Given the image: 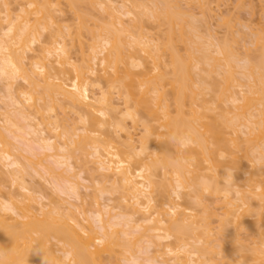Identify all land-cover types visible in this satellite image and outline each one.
<instances>
[{"label":"bare ground","instance_id":"obj_1","mask_svg":"<svg viewBox=\"0 0 264 264\" xmlns=\"http://www.w3.org/2000/svg\"><path fill=\"white\" fill-rule=\"evenodd\" d=\"M61 1L64 0H0V94L10 95L11 98L10 104L0 101L3 105V107L0 105V123L4 125L0 126V130L3 129L0 131V264H42L43 256L50 264H106L105 255L108 254L110 257V254L120 250L119 247H124L122 256L127 257L125 254L132 255L138 244H140L138 247L144 246L147 249L149 244L152 246L150 250L152 257L148 255L145 261L152 258L157 264H213L212 259L210 262V258H206L213 250L222 256L223 260L220 259L222 262H218L221 264H249L253 261L262 263L264 34L252 32L255 36L251 34L253 38L242 34L248 37L246 38L248 41L244 39L248 45L256 46L257 50L252 51L256 54L250 51L253 56L247 55L246 59L244 58L247 67L246 73L244 72V75L241 73V76L244 77L245 83L229 87L235 90L238 86L241 91H230L229 88L218 86V82H214L216 85L211 82L208 83L210 86L207 84V80L213 79L216 75L219 79L220 73L231 78L227 82L234 83L237 74L233 73L232 59L240 57L232 48L228 49V46H233V40L224 37L227 40L222 39L221 42L219 40L221 38L218 39L215 33H213L215 36L211 33L212 30H209L210 34L209 32L202 34V37L200 34L202 30L198 25L200 22H196L195 26L194 22L199 20L192 10H203L206 0L193 2L184 0L185 6L175 4L176 0H146L147 3L153 4V9L148 4L139 5L140 3L133 0H122L121 3L118 0L119 3L114 0H65L66 7L74 8L72 11L75 14L83 11L80 9L82 6L88 8L89 5H94L92 8L99 10L100 15H107L105 17L108 18V22L107 18L102 19L103 22L106 21L105 25L102 26L101 21L99 25L96 24L99 30L94 29L98 30L95 31L98 33L92 43L90 39L85 38L87 37L85 28H88V25L80 16L79 20L86 26L81 24L78 27L83 25L84 30L77 28L76 25L72 28L70 24H59L56 14L61 12V9H58ZM157 3L159 5L161 3L163 7L155 6ZM16 5L20 7L19 13L17 10L14 13L15 10L12 9ZM137 10L141 13L150 11L152 19L162 20L163 23L159 22V26L168 29L164 42H161V39L159 42L149 33L148 36L145 29H139L138 26L143 24V20L139 19L142 15L138 17L135 12ZM185 18L189 20L186 21ZM139 21L141 24L137 23ZM185 22L187 27L192 24L189 25L192 29L188 33H196L197 40L203 42L209 37L208 40L211 39L213 43L207 42L213 47L217 43L219 48L215 50L208 47L209 44L200 42L196 53L199 51L200 58L204 61L195 63L196 67L193 63L197 60L193 56L196 53H192V57L188 55L190 50L191 52L195 50L188 49L190 45H187L188 56H183L184 59L175 46L176 39H172L174 35L171 33L175 32L172 30L175 28L172 24L175 23V26L179 27V31L176 32L183 38ZM223 25H228L232 33L227 21ZM206 35L208 36L205 37ZM224 40L226 42H223ZM182 42L185 43L184 40ZM85 45L91 52L89 58L81 55L82 58L76 61L72 50L79 46L80 53L87 57L86 52L89 50L86 51ZM204 48L215 52L212 50L206 52ZM203 50L208 54L202 53ZM210 54L215 56L211 57ZM221 56H224V59ZM221 58L223 60H220ZM98 66L102 69L100 72L97 71ZM134 68H138L140 72L137 69L133 70ZM202 74H205V77L202 78L200 76ZM232 74L235 75L234 79ZM193 75L199 76L201 80L192 78ZM189 80L194 81V84ZM239 80L243 81L242 78ZM20 81L26 83L25 87L22 86L24 89L22 90L20 86V90H15ZM241 81L236 80L238 83ZM191 84L194 86L191 87ZM91 88L97 89L96 93L93 94ZM211 88H218L219 92L210 90ZM13 89L15 94L12 92ZM115 90L121 94L119 95L121 99L123 97L126 112L121 111V115L124 120L129 118L136 124L139 122L138 119L150 115L152 117L149 118L155 117L153 120L159 125L154 128L152 126L154 124H150L155 121L150 122L149 118H145L149 122L145 123L146 134L140 137L139 147L136 146L137 141L135 142L132 132L126 133L127 139L123 141L124 150L119 147L121 143L109 140L110 128L118 135L126 129L123 122L118 121L120 112L112 96ZM205 90L214 95L212 98L216 97L217 100L211 98V101H214V107H218L219 111L216 110V113L220 112L219 115L213 113L214 107L209 106ZM149 94H153L154 97L150 99ZM198 100H202V103ZM169 101L174 102V105ZM216 102L219 105H216ZM254 103L262 107L258 113ZM57 105L74 113L78 117V123L83 125L82 128H73L71 125L66 128L67 125L63 123L65 120H59L58 114H54ZM175 105L176 113L170 109ZM222 105L225 108H222ZM139 108L145 109L140 111L144 112L143 118ZM254 111L256 114L252 115ZM174 113L175 115L178 113L179 119L175 115L172 116ZM23 121L29 124L24 127ZM152 127L159 131H152ZM244 128L248 132L243 133V130L241 133L251 138L247 142L251 148L248 144L240 143L243 137L239 136V130ZM153 132L157 133V136ZM29 136L33 137L32 141L27 139ZM180 137L190 139V143L186 147L181 146ZM10 138L22 145L26 143L30 146L32 156H25L18 146H11V143L7 142ZM33 142L37 143L41 150H49L51 153H34V147L31 146ZM88 148L92 152L88 153L86 151ZM256 151L260 153L257 154ZM255 155L257 158H253ZM223 157L226 158L228 170L219 161L223 160ZM51 160L67 169L60 172L50 162ZM246 163L250 170L245 169ZM40 168L44 172L42 175ZM28 169L36 174L38 170L40 173L38 175L43 176L46 183H50L52 179L62 182L65 185L63 189L66 190L62 192L71 193L80 203L69 204L72 208L58 204L53 199H49V204L43 203L47 199L43 192L40 191L42 195L37 198L39 194L37 187L27 182V174L30 176ZM89 172L97 174V177ZM87 173L92 174L89 175L91 186H83L79 181H86L81 179V175ZM219 178L223 180L220 181ZM168 183L170 187L167 186ZM96 186L100 188L108 186L106 188L116 190L115 193L119 191L122 197L116 205L101 207L102 209L95 207L97 209L94 213L99 224L97 228L87 218V199L90 196L81 193L82 188L90 190ZM220 186L224 187V190ZM15 188L18 193H14ZM167 189H170L171 194ZM201 192L218 198L216 197L215 201L212 196L214 201L208 204L209 201L202 199ZM219 198L222 203L218 202ZM183 200L186 202L190 200L188 204L193 203L192 200L196 201L202 216L195 214L192 208L188 209L190 207L181 206L183 203L179 201ZM214 202L217 203L213 204ZM195 204L192 206L196 207ZM219 205L223 211L218 214L216 212ZM212 208H216V212ZM210 218H217L220 232L215 228L217 226L215 229L211 227L216 220L211 224ZM115 219L117 222H114ZM213 229L215 233H211ZM240 229L251 230L257 241L255 242V238L254 241L248 239L244 244L246 240H240L237 235ZM212 234L222 235V238L226 235L229 237L222 239L218 236L219 239L214 235L212 239ZM186 235H192L189 236L191 239ZM183 236L188 237L190 242ZM173 238L178 242L172 244L170 240ZM191 240L192 242L194 240L195 244L191 243ZM223 240L228 241L222 242ZM165 241L166 245L161 246ZM249 242L252 243L251 247ZM228 244L232 245H229L231 250H227ZM144 248L139 249L142 251ZM153 248L162 251L155 249L157 252L153 253ZM130 256L127 257V262H130L128 264L146 263H142L144 259Z\"/></svg>","mask_w":264,"mask_h":264},{"label":"rangeland","instance_id":"obj_2","mask_svg":"<svg viewBox=\"0 0 264 264\" xmlns=\"http://www.w3.org/2000/svg\"><path fill=\"white\" fill-rule=\"evenodd\" d=\"M106 1V0H105ZM114 1H117V0H114ZM120 3L121 2H123L122 0H118ZM117 1V2H118ZM125 1H127V0H125ZM132 1V0H131ZM133 1H136V2H138V4L139 5H144L143 3H145V4H148V6L151 8V9H153V4H151L150 2L149 3H147V1H149V0H133ZM151 1V0H150ZM181 0H176V2L177 3H175V4H177V5H179L180 4V6H185V3H186V1H184V0H182V2H180ZM184 1V2H183ZM187 1H190V2H193L194 0H187ZM118 2V3H119ZM180 2V3H179ZM181 3H183V4H181ZM130 4V3H129ZM129 4H128V6H129ZM192 4V3H191ZM66 5H67V3H66V1L64 0V1H61V6H59L60 8H58L61 12H57V21H59V24L60 25H63V24H70V26L72 27H74L75 28V25L77 26V28H79L78 26H80L81 24H84V23H81V21L79 20V16L82 18V19H84V21L86 22V24L88 25V28H85V32H86V35H87V37H85V38H88V39H90V41H91V43L94 41L93 40V38H94V36L96 35V33H98V32H95V31H98L99 29H98V26L97 25H99L100 24V21H101V25L103 26V25H105L104 23L107 21L108 22V18L107 17H105V16H107V15H105V16H102V15H100L101 13H99V10H95V9H93L94 8V5L92 6V5H89L90 7H86V6H82V7H80V9H83V11H79V12H81V13H77V14H75L74 13V11H72V9L74 10V8H72V9H70V7H66ZM159 4L157 3V5H155V6H158ZM100 6V5H99ZM159 6H161V7H163L162 6V4L160 3V5ZM93 7V8H92ZM96 7H98V5H96ZM101 7V6H100ZM130 7V6H129ZM132 7V6H131ZM17 8V9H16ZM20 9V7H17V5L16 6H14L12 9H14L13 11H14V13L16 12V10H17V12L19 13V9ZM160 7H158V9H159ZM98 9H100V8H98ZM156 10V9H155ZM76 11V10H75ZM141 11V10H140ZM136 12V14L138 15V17H141L140 15H142V17L141 18H139V19H142L143 21V24L142 25H140V26H138L139 27V29H145V31L147 32L146 34H151V35H153V37H155L156 39H158V41L160 42V39H161V42H164V39L167 37V32H168V29L165 27V26H162V25H160L159 26V22H161V23H163L162 22V20L161 21H156V20H154V19H152L151 18V12L150 11H146V13L145 12H142V13H144V15L141 13V12H139L138 10L137 11H135ZM192 12L195 14H197V18H198V20L199 21H195L194 23H198V22H200L198 25H199V27L201 28V36H202V34H204L205 32H209V30H212L213 32H211L212 34L213 33H215V35L216 36H218V39L219 38H221V39H219L221 42H222V39H225L226 37H227V39L228 40H233V46H228V49L229 50H231V48L234 50L233 52L234 53H236L237 52V56L238 57H240V58H237V59H232V67H233V73L236 75L237 74V78H236V80H238V81H241V80H239V79H241L242 78V80L244 79V77L243 76H241L242 74L241 73H243V75H244V72L246 73V68L245 67H247V65L244 63L245 62V57H247V55H251V56H253L254 54H256V53H254V52H252V51H254L253 49H256V46H254V47H250V45H248V39H246V38H248V37H246V36H243L242 34H244V35H248L249 36V38H253V36H254V34L253 33H262V34H264V0H206V6L204 7V9L203 10H199V9H194V11L192 10ZM17 13V14H18ZM78 15V16H77ZM90 15V16H89ZM83 16V17H82ZM78 17V18H77ZM104 17V18H103ZM147 19H146V18ZM77 18V19H76ZM105 18H107V20L106 21H104L103 22V20L102 19H105ZM100 19V20H99ZM191 19V21H194V19H192V18H190ZM223 19V20H222ZM127 20V19H126ZM137 20V19H136ZM185 20H186V18H185ZM187 20H189L188 18H187ZM186 20V21H187ZM225 21H227V23H229V26L231 27V31H232V33H230V29H228L229 27H227V26H225V25H223L222 26V24H224V22ZM103 22V23H102ZM141 21H139V22H137V23H140ZM174 22V21H173ZM176 22H178L177 20H176ZM189 22V21H188ZM79 23V24H78ZM98 23V24H97ZM165 23V22H164ZM187 22H185L184 24H183V26H185L184 28H183V30L182 29H180V30H182V36H184L183 38L180 36V33L178 32H176V31H179V27L178 26H175L176 24L175 23H173L172 25H174V29H172V30H174L173 32L174 33H171L170 31V29H171V26L169 25V27H170V31H169V33L168 34H173L172 36V39L174 40V39H176V40H174L175 41V46H176V48H178V51H180L179 53L182 55V57L183 56H188V55H190V57H192V53L193 54H195L196 53V49L197 48H199L198 46L200 45V42L201 43H206V44H209L210 42L211 43H213V41H211V39H210V41L208 40L209 39V37H207L208 35H206L205 37H207L208 39H206V38H202V39H206V41L205 40H203V42H202V40H197V37L195 36V34L196 33H188V32H191L190 30L192 29V28H190L191 26H189V25H192V24H189L188 25V27L190 28H188L187 27V24H186ZM190 23H192V22H190ZM193 23V24H194ZM197 23L195 24V26H197ZM86 24H84L85 26H86ZM97 24V25H96ZM141 24V23H140ZM179 24V23H178ZM180 26H182V25H180ZM225 26V27H224ZM72 27V28H73ZM82 27H83V25H82ZM82 27H80L81 29H82ZM144 27V28H143ZM199 27H197V28H199ZM79 28V29H80ZM178 28V29H177ZM225 28H227V30H228V32H227V30L225 29ZM94 29H98V30H94ZM100 29H101V27H100ZM105 28H103V30H104ZM208 29V30H207ZM73 30V29H72ZM82 30H84V29H82ZM205 30H207V31H205ZM101 31V30H100ZM105 31V30H104ZM102 32L103 33V35L105 36L106 34H104L105 32ZM133 31H136V30H133ZM132 31V32H133ZM138 31V30H137ZM136 31V32H137ZM144 31V32H145ZM193 31V30H192ZM83 32V31H82ZM186 32H187V34H186ZM253 32V33H252ZM84 33V32H83ZM46 34H48V33H46ZM149 34H148V36H149ZM190 34V35H189ZM199 33H197V35H200ZM209 34H210V32H209ZM251 34H253V36L251 35ZM85 35V34H84ZM186 35H188L186 38H185V36ZM214 35V34H213ZM214 35V36H215ZM127 36V35H126ZM166 36V37H165ZM178 37H180V38H178ZM199 37V36H198ZM203 37V36H202ZM225 37V38H224ZM255 37V36H254ZM171 38V37H170ZM182 38V41L184 40L185 41V43H183L180 39ZM163 39V40H162ZM169 39V38H168ZM167 39V40H168ZM227 39H225V40H227ZM247 40V41H245V40ZM196 40V41H195ZM223 41V42H226V41ZM251 40V39H250ZM85 41H87L86 39H85ZM169 41V40H168ZM168 41H165V42H168ZM170 41H171V39H170ZM169 41V42H170ZM181 41V42H180ZM195 42V43H193V42ZM205 41V42H204ZM207 41H209V43L207 42ZM216 41V40H215ZM231 41H229V43L231 42ZM88 42V41H87ZM89 43V42H88ZM90 43V44H91ZM170 43H174V42H170ZM84 44H86L85 42H84ZM226 44V43H225ZM250 44V43H249ZM189 47H188V46ZM215 46L213 47V45H210L209 44V46L208 47H210V48H213V49H215V48H218V46H217V43H215L214 44ZM227 45V44H226ZM229 45H231V44H229ZM86 46V45H85ZM174 46V47H175ZM186 47H188V49H194L195 51H192L191 52V50L189 51V53H188V55H187V51H186ZM204 47L206 48V45H204ZM37 48H38V46H37ZM88 48V46H86V51L87 50H89V49H87ZM200 48H203V47H200ZM204 48V49H205ZM127 49V48H126ZM219 49V48H218ZM198 50H200V49H198ZM206 50V49H205ZM205 50H203V52L202 53H205L204 51ZM212 49H210V51L208 50H206V52H215V50H212ZM257 50V49H256ZM73 51V52H72ZM71 52H72V54L75 56V59H76V61H79L78 59L81 57V55L83 56V57H85V58H89V56H90V54H91V52H90V50H89V52L87 53L86 52V54H87V57L86 56H84L82 53H80V48H79V46H76L75 47V49H73ZM250 51L252 52V53H254L253 55L250 53ZM84 52H85V50H84ZM195 52V53H194ZM257 52V51H256ZM206 54H208V53H205V55ZM211 55V57H214V56H212V54H210ZM193 56H195L194 57V59H197V60H195V62H193L194 64L195 63H199L200 61H204V60H202L200 57H201V54H199V51H197V53L195 54V55H193ZM218 56H220V55H218ZM101 57V56H100ZM190 57H188L189 59H190ZM202 57H203V55H202ZM210 57V56H209ZM217 57V56H216ZM221 57H223V59H224V56H221ZM256 57V56H255ZM82 58V57H81ZM184 58V57H183ZM199 58V59H198ZM245 58V59H244ZM253 58V57H252ZM185 59V58H184ZM189 59H187V61H190V60H193L192 58L189 60ZM209 59V58H208ZM215 59V58H214ZM217 59H219V58H217ZM222 58L220 59V60H223ZM244 61H243V60ZM55 60V59H54ZM53 60V61H54ZM82 60V59H81ZM80 60V61H81ZM240 60H242V61H240ZM238 61H240L239 63H237ZM164 62V61H163ZM165 62H168V61H165ZM184 62L185 63H187L185 60H184ZM209 62V61H208ZM215 62H217V61H215ZM221 62V61H220ZM220 62H217V63H220ZM191 63V62H190ZM214 63V62H213ZM221 63H224V61H222ZM237 63V64H236ZM200 64H204V63H200ZM208 64H210V63H208ZM192 64H190V66H191ZM213 65V64H212ZM222 65V64H221ZM223 65H225V64H223ZM197 65L195 64L194 65V67H196ZM203 66V65H202ZM208 66V65H207ZM214 66V65H213ZM206 67V66H205ZM216 67H218V66H216ZM220 67V66H219ZM222 67V69H224L223 68V66H221ZM245 68V69H244ZM137 69V71L139 70L138 68H134L133 70H136ZM163 69H164V67H163ZM166 69V68H165ZM164 69V70H165ZM206 70H208L207 68H205ZM209 69H211L210 67H209ZM100 70H102V69H100V67L98 66L97 67V71L98 72H100ZM169 69H167V71H168ZM195 70V69H194ZM211 70H213V69H211ZM210 70V71H211ZM217 70V69H216ZM219 70V69H218ZM196 71H198V70H196ZM221 71H223V70H221ZM234 71H237V72H234ZM135 73H138V72H140V71H138V72H136V71H134ZM194 74H195V71L193 72ZM216 73H218V72H216ZM216 73H214V74H216ZM99 74V73H98ZM197 74V73H196ZM201 74V73H200ZM240 74V75H239ZM220 75V77H219V79L218 78H216L217 77V75L213 78V79H210V80H207V84L208 83H212V84H214V82L215 83H217L218 84V86H223V87H225V88H229L230 86H236V85H238L239 86V84H241V83H245V81L243 80V81H241L240 83H238V82H236V80H234V83H232V81H231V83H229V82H227V80L228 81H230L231 80V78L228 76H224V75H222L221 73L219 74ZM226 75V74H225ZM235 75H233L232 74V79H234L235 77ZM194 76V75H193ZM197 76V75H196ZM196 76H194V77H192V78H195ZM202 78L203 77H205V74H202V75H200ZM222 76V77H221ZM95 78V77H94ZM197 79H199V81L201 80V78H199V76L198 77H196ZM227 78H230V79H227ZM96 79V78H95ZM197 79H195L196 80V82L198 81ZM215 79H218L217 81H215ZM92 80V79H91ZM212 80V81H211ZM221 80V81H220ZM189 81H192V80H189ZM198 81V82H199ZM227 83V84H226ZM236 83H238V84H236ZM22 84V85H21ZM26 83H24V82H21L20 81V83H18L17 85L18 86H16V88H15V90L17 89V90H20L21 88H22V86L23 87H25L24 85H25ZM192 84H194V81H192ZM191 84V87L192 86H194V85H192ZM197 84V83H196ZM211 84H208V86H210ZM214 85H216V84H214ZM21 86V88H19ZM197 86H199L198 84H197ZM196 86V87H197ZM226 86H228V87H226ZM238 86L235 88V90H234V88L232 87V88H229V90L231 91H237V92H240L241 90L238 88ZM24 88H22V90H23ZM207 89H209V87H207ZM214 89V88H213ZM212 88L210 89V90H213ZM195 90H197V89H195ZM214 90H216V91H218L219 92V90H218V88L217 89H214ZM90 91L94 94V93H96V91H97V89H93V88H91L90 89ZM117 90H115L114 91V93L115 94H112V96H114V98H115V100L113 101L114 102V104L116 105V106H118V111L120 112V114H119V116H118V118H119V122H123V124H124V126H126V129H125V131H121L120 133H119V135L116 133V132H114V129H111L110 128V134H108V136L110 135V139L109 140H111V139H113V140H115V142L116 141H118V143H121L120 145H119V147L121 146V148L120 149H123V148H125L124 146H123V143L126 141V139H127V132H132V134H133V136H134V138H135V142H136V146L137 147H139V145H140V143L141 142H139L140 140H141V138L143 137V135H145L146 133H144L145 131H144V128H146V126L145 125H147V124H145L146 122H152V120H153V118L155 119V117H153V118H149V117H152V116H148V117H145V118H149V121H147L148 119H145V118H143L144 117V112L143 113H141L140 111H142L144 108H142V109H140L139 108V112L141 113V115H143L141 118H143V119H138L139 120V122H137L136 124H134L129 118H127V119H123V115H121V111H124V112H126L125 110H124V102H123V97H122V99H121V94L119 93V92H116ZM206 91V100H208V104H209V106L211 107V108H213L214 107V104L215 103H213L214 101H211L212 99L213 100H217V99H215V98H212V96H214L213 94L211 95V92L210 91H208L207 92V90H205ZM247 91V90H246ZM5 92H7V91H5ZM12 92H14V89L12 90ZM197 92V91H196ZM222 92V91H221ZM118 93V94H117ZM13 94H15V92L13 93ZM244 94V93H243ZM6 94H0V101H2V103L4 102V103H6V102H8L9 104H10V100H11V98L8 96V95H6ZM120 95V96H119ZM5 96V97H4ZM245 96V95H244ZM9 97V98H8ZM150 99H152L154 96H153V94H149V96H148ZM241 97V96H240ZM239 97V98H240ZM7 98V99H6ZM113 98V97H112ZM212 98V99H211ZM255 98H256V96H255ZM9 99V100H8ZM223 99H226V98H223ZM222 99V101H224ZM242 99V98H241ZM219 100V99H218ZM202 101V100H201ZM200 100H198V102L199 103H202ZM242 101H245L244 99H242ZM212 102V103H211ZM219 102V101H218ZM218 102H216V105H219L218 104ZM2 103H0V105L2 104ZM7 103V104H8ZM117 103V104H116ZM169 103H173V105H174V102H171V101H169ZM221 103H223V102H221ZM244 103V102H243ZM252 103V102H251ZM170 104V105H171ZM255 104V103H254ZM252 105L253 107H255V105ZM124 105V106H123ZM225 105V104H224ZM2 107H3V105H1ZM56 106V105H55ZM223 106V105H222ZM221 106V107H222ZM226 106V105H225ZM225 106H223L222 108H225ZM227 106H230V105H227ZM239 106H241V105H239ZM251 106V107H252ZM176 107V105L175 106H171V110H173L172 112H174L175 111V108ZM215 109L213 110L212 109V111H213V113H215V114H220V112L219 113H216V110H218V107L217 106H215L214 107ZM256 110H257V112L256 111H254V113L252 114V112H250V114H252V115H255L256 113H258V111L259 110H261L262 109V107H259V106H257L256 105ZM261 108V109H260ZM68 109V108H67ZM227 109V108H226ZM71 110V109H70ZM170 110V111H171ZM177 110V109H176ZM253 110V109H252ZM255 110V109H254ZM143 111H145V109L143 110ZM184 111H186L187 112V110L185 109ZM215 111V112H214ZM219 111V110H218ZM239 111H241V110H239ZM250 111V110H249ZM248 111V112H249ZM55 112L56 113H54V114H58V118H59V120H61L62 121V119L63 120H65V121H63V123L65 124V125H67L66 126V128L69 126V125H71L73 128H76V127H80V128H82V126L83 125H80V123H78L79 122V120H77L78 119V117L76 116V115H74V113H72L71 111H69V109L66 111L65 110V108H60V105H59V107H58V105H57V107H56V109H55ZM65 112V113H64ZM147 112V111H146ZM241 112H244V111H241ZM241 112H239V113H241ZM247 112V113H248ZM256 112V113H255ZM175 113H176V111H175ZM175 113L174 114H172V116L173 115H175ZM178 114V113H177ZM175 115V117H179L178 115ZM186 114V113H185ZM140 114H139V116H138V118H140V116H141ZM146 115V114H145ZM187 115V114H186ZM213 115V114H212ZM245 115H247V114H245ZM183 116V115H182ZM184 117V116H183ZM182 117V118H183ZM216 117V116H215ZM248 118H250V116L248 117ZM145 119V120H144ZM179 119V118H178ZM153 121H155V120H153ZM158 122H162V121H158ZM22 124H23V126L25 127V126H27L29 123L28 122H22ZM152 124H154V125H152ZM157 124V121H155L154 123H151L150 125H152L154 128H156L157 126H159V125H156ZM80 125V126H79ZM156 125V126H155ZM0 126H2V127H4V125L3 124H1L0 123ZM152 127V131L154 130V132L157 130V129H154ZM159 128V127H158ZM77 129H79V128H77ZM1 130L3 131V129L1 128ZM0 130V131H1ZM28 130V129H27ZM109 130V129H108ZM244 130V132L243 133H247L248 132V130L247 129H241V130H239V136H242L243 138L240 140V143H242V144H248V146L251 148V145H249V143H247L248 141H249V139L251 140V138H249V137H246V136H243L242 135V131ZM157 131H159V130H157ZM4 132H5V130H4ZM153 132V134L155 135V136H157L155 133ZM160 132H163V131H161L160 130ZM3 133V132H2ZM5 134V133H4ZM108 136H107V138H108ZM155 136H153V138L155 137ZM120 137V138H119ZM141 137V138H140ZM27 139H29L30 141H32V139H33V137H27ZM253 139V138H252ZM112 140V142H114ZM125 140V141H124ZM124 141V142H123ZM7 142H10L11 143V146H18V148L20 149V151L22 152V154H24L25 156H28V157H31L32 155L31 154H33V152H31L30 151V146H28V145H26V143H24L23 145L22 144H20V143H18V142H16V141H14V140H12L11 138L9 139V140H7ZM9 143V144H10ZM251 144H252V142H251ZM13 146V147H14ZM31 146L32 147H34V153H46V154H50L51 152L49 151V150H47V151H43V150H41V148H40V146L39 145H37V143H35V142H33V144H31ZM141 146V145H140ZM0 148H1V146H0ZM90 148V147H89ZM87 149L86 151L89 153V152H92L91 151V149ZM212 148V147H211ZM88 150H90V151H88ZM124 150V149H123ZM255 150H257V149H255ZM254 150V151H255ZM20 152V153H21ZM257 152V154L258 153H260L259 151H256ZM253 154H256V153H253ZM256 154V155H257ZM254 156L253 158H257V156ZM219 159H221V157L219 158ZM224 161H225V159L226 158H222ZM252 159V158H251ZM89 160H91V158L89 159ZM223 160H219L220 161V163L224 166V167H226V169L228 168V165H227V161H223ZM256 160V159H255ZM52 164H54V166H55V168L56 169H58L60 172H62V171H64V170H66L67 168L65 167V166H58V165H56L55 163H54V161L53 160H51L50 161ZM80 163H81V161H79ZM229 163V162H228ZM226 164V165H225ZM248 163H246L244 166L246 167L245 169H248V170H250L249 169V167H248V165H247ZM89 165V164H88ZM87 165V166H88ZM90 167H93L92 165H90ZM248 167V168H247ZM39 169V168H38ZM85 169H87V167L85 168ZM91 170H92V168H90ZM89 169V170H90ZM193 169V168H192ZM225 169V170H226ZM29 170V169H28ZM88 170V169H87ZM228 170V169H227ZM40 173H41V175L42 174H44V172H42L43 170L40 168ZM191 171H193V170H191ZM247 171V170H246ZM87 172V171H86ZM40 173H38V170H37V174L34 172V171H32V170H29V175L30 176H28V174H27V177H28V179H27V182L29 181L30 182V184H33L34 186H35V188L37 187V193H39L38 195H37V198H38V196L39 195H42L41 193H40V191H42L43 192V195L47 198L46 200H44V202L43 201H41V200H39V201H41V202H43V203H47V204H49L50 203V200L49 199H53V200H55L56 202H58V204H63V205H65L66 207H68V208H72L71 206L73 205V204H79L80 203V201H77V199L71 194V193H69V192H66L67 194H64L63 192H65L66 190L65 189H63V188H65V185L62 183V182H58V181H55V180H51L50 181V183L48 182V183H46L45 182V179L44 178H42L40 175H38V174H40ZM89 173H93V172H89ZM89 173H87V174H82L81 175V179H85L86 181H83V180H79L80 181V183L83 185V186H91V183H90V180H89V175H92V174H89ZM162 173H164V171L162 172ZM161 173V174H162ZM93 176H95V177H97V174H95V173H93ZM44 177H46V176H44ZM168 178H171V177H168ZM222 178H219V180L220 181H222L221 180ZM167 180V179H166ZM171 180V179H170ZM165 182V181H164ZM171 182V181H170ZM167 183V182H166ZM39 184H41V185H39ZM220 184H221V186H223L222 184L223 183H221L220 182ZM225 184V183H224ZM42 185H43V188H42ZM164 185H166V184H164ZM33 186V187H34ZM168 187H170V185H169V183H168V185H167ZM220 186V188L221 189H223L224 187H221ZM225 186H226V184H225ZM106 187H108V186H106ZM100 188V187H98V186H96L94 189H90V190H87V189H85V188H82L81 189V193L82 194H86V196H88L87 194H89V198L87 199V202H88V204H87V218H88V220H89V222L91 223V224H93V226L94 227H98L99 226V224H98V218H97V216H96V214L94 213V211L99 207L100 209H102L101 207H105V206H109V205H116L118 202H119V200H121V198L122 197H120L121 195H120V193H119V191L117 192V193H115L116 192V190H112V189H110V188ZM164 188H166V187H164ZM41 189V190H40ZM225 189H228V188H226L225 187ZM64 190V191H63ZM109 190H111V191H109ZM168 190V193H169V191H170V189H167ZM190 190V189H189ZM224 190V189H223ZM8 191H9V189H8ZM13 191H14V193H18V190H17V188H15V189H13ZM63 191V192H62ZM191 193H192V189H191ZM203 192H201V194H202ZM167 194V193H166ZM169 194H171V193H169ZM207 194H209V193H203V196H202V199L203 200H205L206 202H208V204L210 203V202H213L214 200L216 201L217 200V198H218V196H215V198H214V196L213 195H207ZM168 195V194H167ZM213 196V199L211 198ZM49 197V198H48ZM217 197V198H216ZM40 198V197H39ZM87 198V197H86ZM233 198V197H232ZM221 198H219L218 199V202H220L219 200H220ZM49 200V201H48ZM223 200V199H222ZM162 201H164V200H162ZM188 202L190 201V200H187ZM193 201V203L192 202H190V203H192V205H194L195 203H196V201H194V200H192ZM227 200H225V202H226ZM188 202H186V200H183V201H179V203H183V205H181V206H183L184 208H187V207H190V208H188V209H190L191 210V208H192V211L195 213V214H197L198 216H202L201 215V213H202V211H200V209H199V207H198V204L196 203L195 205H196V207L195 206H192V205H190V203L188 204ZM238 202V201H237ZM176 203H178V201L176 202ZM215 203H217V202H214L213 204H215ZM220 203H222V202H220ZM69 204H72V205H69ZM96 204H99V205H96ZM204 204H206L205 202H204ZM219 204V203H218ZM217 204V205H218ZM238 204L240 205V203L238 202ZM237 204V205H238ZM189 205V206H188ZM216 205V206H217ZM64 206V207H65ZM209 206V205H208ZM214 206V205H213ZM95 207H97V208H95ZM182 207V208H183ZM210 207V206H209ZM212 207V206H211ZM222 206H220L219 205V207H218V210L216 209V208H212V209H216L217 210V212H216V210L214 211V212H216V213H222V211L223 210H221L220 208H221ZM104 209V208H103ZM201 209H202V207H201ZM203 210V209H202ZM198 212H199V214H198ZM210 219H212L211 221H209L210 223L211 222H214V220H216V222L218 223V224H216V222H214L213 224H214V226H211V227H215V226H217V227H215L216 229H219L218 227V225H219V222L217 221V218H210ZM256 220H251V222H255ZM114 222H117V219H115V221ZM212 224V223H211ZM214 228V229H215ZM213 229V231L211 232V233H215V230ZM263 229V228H262ZM261 229V230H262ZM241 231H240V233L239 232H237V235H239V239L240 240H246L245 242H244V244H246L247 243V241H248V239L249 240H255V242L257 241V238H255V237H253L254 236V234H253V232L251 231V230H249V231H247L248 229H245L246 231H244L243 229H240ZM219 232H220V229H219ZM218 232V233H219ZM214 235L215 234H212V236L211 237H213L212 239H214ZM186 236H191L192 237V235H186ZM215 236H217V238H219L220 239V237H218V236H221V238H222V235H215ZM184 237L183 236V238H187L188 240H189V242H190V239H191V237ZM226 238L227 237H229V236H225ZM225 237H223L222 239H224ZM182 238V239H183ZM225 238V239H226ZM255 238V239H254ZM176 238H173V239H171L170 240V242L172 243V242H178V240L176 241L175 240ZM187 239H184V240H187ZM193 239V238H192ZM219 239H217V240H219ZM228 239H230V238H228ZM183 240V241H184ZM51 241H53V239L51 240ZM219 241H221V240H219ZM225 240H223L222 242H224ZM228 241V240H227ZM227 241H225V242H227ZM230 241V240H229ZM54 242H56L55 240H54ZM169 242V241H168ZM252 242V241H251ZM251 242H249V245H250V247H251V245H252V243ZM53 243V242H52ZM191 243H193V244H195L194 243V240H193V242H192V240H191ZM228 243H230V242H228ZM168 244V243H167ZM172 244H174V243H172ZM214 244H217L216 242H214ZM227 244V243H226ZM254 244V243H253ZM137 245V244H136ZM140 244H138V246H139ZM164 245H166V241L165 242H163L162 244H161V246H164ZM229 245H231V244H228V249L227 250H229L230 249V247L232 246H229ZM118 246H120V245H118ZM136 247L135 246V251L133 250V252L134 253H132V255L131 254H125V256H127V257H129L130 255L131 256H135V258H141V259H144L143 261L144 262H142V263H145V262H147V261H145V259H147V257H149V256H146L145 255V252H146V249L147 248H144V246H142L144 249L141 251V249H139V248H142V247ZM198 246H200V245H198ZM227 246V245H226ZM145 247H147V246H145ZM116 249L118 248L117 246L115 247ZM120 248V250L118 251H116V253H113V254H110V257L108 256V254L107 255H105L104 256V258H106V260H105V263L106 264H128V263H130V262H127V257H124V256H122V255H124V253H122L123 252V248L124 247H119ZM155 249H158V248H155ZM154 248L152 249L153 250V253L155 252H157V250H155ZM217 249V248H216ZM231 250V249H230ZM114 251V252H115ZM158 251H162V250H159L158 249ZM247 251V250H246ZM249 251V250H248ZM150 252H152V251H150ZM210 254V256L208 257V255ZM208 255H207V257L206 258H210L209 260H210V262H211V259H212V263L213 264H221V263H218V262H222V260H223V258H222V256H220V253L219 252H217V251H215V250H213L211 253H209ZM246 254H248V253H246ZM249 254H251V253H249ZM113 255V258H111V256ZM150 256H151V254H149ZM245 255V254H244ZM130 256V257H131ZM154 256V255H153ZM156 256V255H155ZM158 256V255H157ZM224 256V255H223ZM251 256V255H250ZM123 257V258H122ZM152 257V256H151ZM247 258H249V256H246ZM222 258V260H220ZM126 261H125V260ZM140 259V260H141ZM248 260H250V259H248ZM104 261V260H103ZM249 262V261H248ZM252 264V263H255V264H263L264 263V261L262 262V263H260L259 261H253V262H249V264ZM146 264V263H145Z\"/></svg>","mask_w":264,"mask_h":264},{"label":"clouds","instance_id":"obj_3","mask_svg":"<svg viewBox=\"0 0 264 264\" xmlns=\"http://www.w3.org/2000/svg\"><path fill=\"white\" fill-rule=\"evenodd\" d=\"M173 138H177V137H173ZM180 143H181V146H184L186 147L188 143H190V139H186L184 137H180ZM151 245L149 244L148 245V249L146 250L145 252V255L148 256L150 254V250H151ZM39 252V251H37ZM42 264H50V261L45 258L44 256L42 257ZM134 264H136V262H134ZM146 264H157L156 260L155 259H152V258H149L146 262Z\"/></svg>","mask_w":264,"mask_h":264}]
</instances>
